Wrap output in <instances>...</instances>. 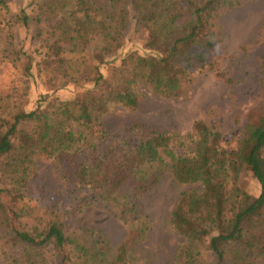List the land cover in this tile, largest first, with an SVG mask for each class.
<instances>
[{"label": "trees", "instance_id": "obj_1", "mask_svg": "<svg viewBox=\"0 0 264 264\" xmlns=\"http://www.w3.org/2000/svg\"><path fill=\"white\" fill-rule=\"evenodd\" d=\"M246 1L32 0L29 10L22 7L7 17L0 0V32L9 39L11 53L18 52L12 43L15 26L46 25L35 50L41 60L24 52L22 74L52 60L65 78L60 88L73 85L68 97L44 95L29 110L12 94L0 96V197L8 195L12 217L2 214L21 243L6 264H53L52 250L57 264H96L92 247L64 232L53 202L28 199L34 162L41 157L57 162L68 194L85 193L88 202L128 226L130 236L115 246L107 259L111 264H142L132 240L144 239L151 221L139 199L164 171L179 183L200 184L181 192L170 213L172 228L182 236L177 264H264V104L257 119L243 123L236 147L201 121L185 135L180 152L178 136L140 122L128 128L136 130L134 141L117 147L100 120L111 105L137 107L140 86L166 98L185 94L195 73L213 67L215 59L206 52L222 43L218 17ZM96 39L92 87L77 85L68 73L87 62ZM130 41L139 47L122 53ZM100 64L108 65L107 76ZM217 76L224 74L217 71ZM260 77L264 94V58ZM245 142H251L249 151ZM244 170L258 181V196L239 183Z\"/></svg>", "mask_w": 264, "mask_h": 264}, {"label": "rangeland", "instance_id": "obj_2", "mask_svg": "<svg viewBox=\"0 0 264 264\" xmlns=\"http://www.w3.org/2000/svg\"><path fill=\"white\" fill-rule=\"evenodd\" d=\"M4 2L7 17L14 16L22 7L28 10L32 7V0ZM218 23L221 26L222 43L215 51L206 52V55L215 59L213 67L206 66L195 73L192 84L180 97H162L148 87L140 86L137 107L111 105L100 117L108 135H115L111 143L122 147L125 142H133L136 130L128 128L133 122H140L163 128L178 136L176 150L180 152L186 147L183 144L185 135L192 132L194 123L201 121L224 134L234 147L240 144L243 139V123L257 119L264 104L260 86L261 61L264 58V0H248L229 9L218 17ZM45 26L37 21L29 30L15 26L12 43L17 53L9 51V39H5L3 32H0V96L12 94L26 110L31 109L44 95L66 98L73 91L72 84L60 88L65 78L58 72L57 63L52 60H42L27 75L21 72L26 57L24 52L33 59L41 60L35 50L39 49L46 36ZM99 47L100 41L96 39L88 47L90 57L87 62H82L77 73H68L69 76L73 75L72 79L77 85L92 87L91 81L96 75L92 69V60ZM136 47L139 45L130 41L125 44L122 53ZM16 56L20 59L16 60ZM113 62L118 63L119 60ZM107 67V64H100V73L107 76ZM217 71L224 76H217ZM227 78L230 81H226ZM10 102L13 104V101ZM244 149L249 151L251 142H245ZM34 167L36 176L27 188L28 199L34 203L53 202L61 216L64 232L78 235L86 245L92 247L96 264H111L107 259L113 254L115 246L130 236L128 226L109 210L88 202L89 197L85 193L79 191L77 195L68 194L58 164L53 158H38ZM238 180L249 194L259 195L260 185L249 172L241 171ZM199 186V183H179L169 172L164 171L160 173L158 182L140 197L141 208L151 221L146 237L132 240L142 264H177L176 256L182 236L172 228L170 213L181 192ZM39 196L45 199L39 201ZM112 211L116 210L113 208ZM2 212L12 217L11 203L5 193L0 197V264H6L12 256L18 255L21 243L7 226ZM53 253L54 250L50 252L51 261L57 264L58 259Z\"/></svg>", "mask_w": 264, "mask_h": 264}]
</instances>
